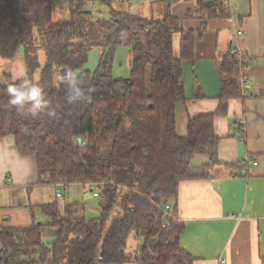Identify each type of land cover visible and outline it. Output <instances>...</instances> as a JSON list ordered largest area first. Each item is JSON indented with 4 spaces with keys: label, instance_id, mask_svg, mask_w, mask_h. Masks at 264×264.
I'll return each instance as SVG.
<instances>
[{
    "label": "trees",
    "instance_id": "obj_1",
    "mask_svg": "<svg viewBox=\"0 0 264 264\" xmlns=\"http://www.w3.org/2000/svg\"><path fill=\"white\" fill-rule=\"evenodd\" d=\"M94 1L110 6L108 19L90 17L87 5ZM223 1L200 3L180 17H173L167 4L154 17L116 11L110 0H67L69 17L54 20L52 0H0V57L11 61L22 49L26 77L33 81L37 39L46 62L36 83L55 113L35 118L19 113L5 88L18 81L7 77L0 85V139L12 135L22 155L35 157L38 183L91 181L98 192L95 216L87 215L84 202L61 205L56 199L40 205L45 221L0 226V264L192 263L179 242L184 225L163 227L156 205L170 202L175 211L179 183L210 176L220 140L214 119L241 97L239 72L249 62L228 50L216 61L221 73L217 109L190 117L187 135H177L175 107L185 100L181 63L194 60L195 41L206 30L204 22L197 30L183 23L232 17ZM122 46L129 49L130 73L115 78L112 68ZM93 47L102 52L97 68L90 70ZM65 68L91 90L78 102L68 103L64 85H55ZM198 154L207 155L209 163L191 167ZM131 234L138 240L133 256L126 253Z\"/></svg>",
    "mask_w": 264,
    "mask_h": 264
},
{
    "label": "crops",
    "instance_id": "obj_2",
    "mask_svg": "<svg viewBox=\"0 0 264 264\" xmlns=\"http://www.w3.org/2000/svg\"><path fill=\"white\" fill-rule=\"evenodd\" d=\"M143 1L155 7V15L168 4L171 15L180 17L213 0ZM66 2L58 0L56 7L52 0L53 15L58 12L67 19ZM111 3L116 11H131L132 3ZM232 3L234 17L187 19L183 23L185 28L197 30L204 22L206 30L195 41L194 60L181 63L185 100L175 107L179 137L187 135L190 117L217 109L221 73L216 61L235 47L249 62L245 92L229 101L225 116L214 119V131L220 138L218 163L210 168L209 177L181 181L173 202L178 222L184 225L180 246L192 257L191 264H264V0ZM235 27H240L242 35L235 36ZM4 61L7 63L0 59V85L7 83V77L16 80L28 73L24 54ZM208 163L205 154L190 160L194 168ZM38 179L35 157L22 155L12 135L1 138L0 226H28L44 219L40 205L58 198L54 185L40 184ZM231 214L240 217L232 219Z\"/></svg>",
    "mask_w": 264,
    "mask_h": 264
},
{
    "label": "rangeland",
    "instance_id": "obj_3",
    "mask_svg": "<svg viewBox=\"0 0 264 264\" xmlns=\"http://www.w3.org/2000/svg\"><path fill=\"white\" fill-rule=\"evenodd\" d=\"M110 1L114 2V0H110ZM55 4L57 7L58 0H55ZM93 4H94V7H92ZM149 5H150L149 2L147 1H141V4L132 3L131 11L137 14L144 15V16H150L151 14L155 13V7L150 8ZM142 6L144 7L143 8L144 12L141 11ZM66 7H67V2H66ZM87 8L91 11L90 17L92 19H98V18L108 19L109 18L110 6L108 5H105V4L102 5L99 2L94 1V2H89L87 5ZM111 8L114 9V7H111ZM53 16H54V19H57V18L63 19L64 15H61L58 12H55ZM65 16H69V14L67 13V15ZM153 16L155 17L156 15H153ZM32 35L34 39L37 38V34L35 31H33ZM37 42L38 41L36 39L35 55H36L37 65H36V68L31 73L32 79L34 82H36L39 79V72L43 68L46 62L44 48L41 45H39ZM101 52H102V49L100 47H93L89 51L88 63L86 65L88 69L95 70L97 68L98 60L101 55ZM18 53H21V55L23 56L22 49H20ZM237 55L240 57L239 53H237ZM0 59H1V63H7L4 60H2V58ZM129 65H130L129 49L125 46L118 47L116 50L115 61H114L113 68H112L113 76L115 78H128L129 73H130ZM59 84H60V77L56 75L55 85L59 86ZM103 153L105 154L104 151ZM59 190L61 191L62 197L58 198L57 200L60 202L61 205L72 203L74 201H81V202H84L86 205L88 216H95L98 213L97 212L98 211V198H95L92 196V192L90 191V188H88V186L75 183V184L67 186L66 189H64V187H59ZM91 208H94V210L96 209L95 212H92ZM42 221H45V220L43 219ZM137 245H138V240L135 238L133 234H131L127 241L126 253L128 255L133 256ZM129 264H135V263L131 262Z\"/></svg>",
    "mask_w": 264,
    "mask_h": 264
},
{
    "label": "clouds",
    "instance_id": "obj_4",
    "mask_svg": "<svg viewBox=\"0 0 264 264\" xmlns=\"http://www.w3.org/2000/svg\"><path fill=\"white\" fill-rule=\"evenodd\" d=\"M16 80L18 82L8 83L5 85V88L9 96V103L19 113L29 115L33 118L45 113L49 116L55 115L54 111L50 108L51 101L45 89L39 83L28 79L26 73L17 76ZM60 82L65 87V99L68 103H74L84 99L91 91L83 85L80 77L71 68L64 69L60 77ZM30 171L31 167H29Z\"/></svg>",
    "mask_w": 264,
    "mask_h": 264
},
{
    "label": "built area",
    "instance_id": "obj_5",
    "mask_svg": "<svg viewBox=\"0 0 264 264\" xmlns=\"http://www.w3.org/2000/svg\"><path fill=\"white\" fill-rule=\"evenodd\" d=\"M115 1L121 2V3H125V4H131V3L140 2L141 0H115ZM92 7H94V4L92 5ZM222 7L225 8V9L230 10L231 12H233L232 0H224L222 2ZM232 17H234V15H232ZM240 35H242V30L240 29V27H235V36L238 37ZM230 53L236 55L238 53V50L235 47L230 48ZM239 58L241 60V58H243V57L240 55ZM245 69L246 68L242 67L240 72H239V84H240V88H241V92L242 93L245 92V85H246ZM237 122H238V124H242L243 120H238ZM252 162H253V164L257 163L256 160H253ZM78 184H81V183H78ZM69 185H72V184H65V183H57V184H55L54 185L55 197L56 198H61L62 197V194H61V191L59 190V187H64V189H66V187L69 186ZM82 185H86V186H88V188H90V191L92 192V196L93 197H95V198L98 197V192L96 190L97 183L90 181V182H86L85 184H82ZM156 207H157L158 211L164 217V221H163V224H162L163 227L169 225L170 223L178 222V218L176 217V215H175V213H174V211L172 209V204L170 202L159 203V204L156 205ZM229 217L232 218V219L233 218L235 219V218H239L240 216L231 214Z\"/></svg>",
    "mask_w": 264,
    "mask_h": 264
},
{
    "label": "water",
    "instance_id": "obj_6",
    "mask_svg": "<svg viewBox=\"0 0 264 264\" xmlns=\"http://www.w3.org/2000/svg\"><path fill=\"white\" fill-rule=\"evenodd\" d=\"M115 20H117V19H115ZM79 140H82V138H79Z\"/></svg>",
    "mask_w": 264,
    "mask_h": 264
}]
</instances>
